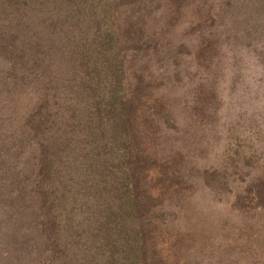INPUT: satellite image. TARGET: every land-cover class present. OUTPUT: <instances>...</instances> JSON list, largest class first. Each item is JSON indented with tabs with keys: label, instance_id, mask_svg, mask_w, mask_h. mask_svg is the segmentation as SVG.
Returning <instances> with one entry per match:
<instances>
[{
	"label": "rangeland",
	"instance_id": "374dc122",
	"mask_svg": "<svg viewBox=\"0 0 264 264\" xmlns=\"http://www.w3.org/2000/svg\"><path fill=\"white\" fill-rule=\"evenodd\" d=\"M179 1V16L171 27L164 21L171 3L148 0L140 7L151 19L152 30L167 29V43H185L181 61L173 69L158 68L161 62L153 60V52L148 61L142 59L148 92L134 112V132L126 140L133 142L138 133L144 154L162 162L146 170L151 183L147 192L156 199V209L175 213L171 220L150 218L152 234L144 242L148 264H264V0ZM124 6L132 9L131 4ZM40 19L30 16L31 28L22 20L18 31L28 55L39 54L34 64L17 58L10 67L0 59V264H52L50 226L41 213L45 182L38 140L45 129L40 125L37 140L30 119L45 106L53 113L65 105L52 91L56 95L61 91L66 74L57 67L64 44L44 32ZM160 99L164 104L157 112ZM102 106L107 113L114 112L115 101ZM93 112L88 111L90 119ZM64 115L77 124L67 128L71 148L85 142L100 143V148L110 145L107 133L97 134L86 122L84 137L86 133L79 134L80 122ZM66 120L59 121L60 127ZM115 132V146L121 148L122 131ZM42 143L53 144L49 138ZM172 158L185 169L184 177L194 180H171L164 161ZM69 160L72 165L73 157ZM67 170L63 173L71 177ZM99 176L109 179L108 172ZM96 177L89 178L94 186ZM178 185L173 192L179 193L169 197V189ZM72 187L62 186L58 196L67 199ZM126 205L120 206L125 209L123 223ZM18 223L22 227L17 231ZM119 230L128 240L130 235ZM121 247L123 258H129L126 245Z\"/></svg>",
	"mask_w": 264,
	"mask_h": 264
},
{
	"label": "trees",
	"instance_id": "16d2710c",
	"mask_svg": "<svg viewBox=\"0 0 264 264\" xmlns=\"http://www.w3.org/2000/svg\"><path fill=\"white\" fill-rule=\"evenodd\" d=\"M147 1L0 0V59L7 61L10 67H14L17 58L33 65L39 55H28L23 39L19 40L21 33L18 31L22 20L31 28L28 23L30 16L39 19L44 17L39 20L41 28L64 44L61 45L64 54L57 67L64 70L66 80L60 94L56 95L53 91L52 94L65 101V105L61 109L56 107V112L53 113L52 109L45 106L42 113L30 119L34 124L33 137L39 139V128L43 125L45 130H42L40 138H49L53 142L52 145L45 146L41 139L38 140L39 156L43 161L42 181L45 182L42 187L44 195L41 213L46 215L50 226L47 236L52 244V264H148L150 260L144 242L147 243L148 236L152 234L148 223L150 218L171 220L175 216V213L168 212L164 207L156 209V199L152 193L147 192L151 183L147 181L145 172L149 166L155 168L162 162L144 154L138 133L135 135L136 140L126 142L129 132H134V112L143 95L148 92V81L143 77L142 59L146 57L148 61L150 52H153V60L161 62L158 68L162 66L166 69L169 65L173 69L178 67L184 53L183 40L181 44L173 45L165 39L167 29L152 30L148 22L151 19L140 10ZM166 2L171 3V10L164 21L168 23L167 27H171L178 19L181 2ZM126 4H131L132 9L127 10L124 6ZM59 18L66 21L60 22ZM15 24L17 27L12 29L11 26ZM62 27L63 30H60ZM132 47L139 50L129 53L128 49ZM36 52L38 53L37 49L34 50ZM25 67L29 68L26 64ZM108 100L115 101L114 112L107 113L104 110L105 106L102 105ZM163 104L160 99L157 112H160ZM80 108L84 110L80 111ZM88 111H94L91 113L94 114L93 119L88 116ZM65 113L80 122L79 134L86 133L84 137L88 135L85 124L90 123V128L96 130L97 134L107 133V143L110 145L100 148V143L91 146L85 142L79 147L71 148L67 144L72 139L67 128L77 124L69 116H65ZM45 114H48L46 118L43 117ZM63 119L67 123L60 127L59 121ZM119 129L122 131L119 138L125 142L121 143V148L115 146V131ZM179 147L177 144L176 150ZM71 157L74 161L72 165L68 163ZM176 161L179 160L172 158L164 161L169 169L170 179L194 180L190 176L184 177L185 169ZM65 164V170L69 169L67 172H71V177L63 173ZM102 171L109 173L108 180L99 178ZM93 176H98L95 179L99 180L95 183V192L94 183L89 179H93ZM157 178L158 181L162 179ZM164 184L165 182L162 183ZM66 185L73 187L68 198L62 199L58 193ZM180 186L170 188L169 197L179 193L173 191ZM261 203L264 204L262 200ZM125 204L129 211L127 210L123 223V208L120 206ZM15 226L18 231L22 224ZM119 229L130 235L128 240L122 238ZM122 244L126 245L131 254L127 259L123 258ZM21 248L18 251L20 254L24 246L21 245Z\"/></svg>",
	"mask_w": 264,
	"mask_h": 264
}]
</instances>
